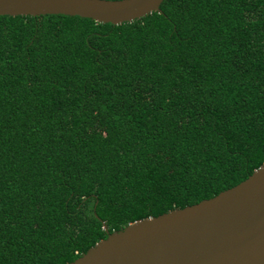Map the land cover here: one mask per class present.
Instances as JSON below:
<instances>
[{
  "label": "trees",
  "instance_id": "obj_1",
  "mask_svg": "<svg viewBox=\"0 0 264 264\" xmlns=\"http://www.w3.org/2000/svg\"><path fill=\"white\" fill-rule=\"evenodd\" d=\"M160 9L0 17V264H70L264 165V0Z\"/></svg>",
  "mask_w": 264,
  "mask_h": 264
},
{
  "label": "water",
  "instance_id": "obj_2",
  "mask_svg": "<svg viewBox=\"0 0 264 264\" xmlns=\"http://www.w3.org/2000/svg\"><path fill=\"white\" fill-rule=\"evenodd\" d=\"M164 1L0 0V17L63 15L118 26L160 13ZM70 264H264V165L213 198L108 234Z\"/></svg>",
  "mask_w": 264,
  "mask_h": 264
}]
</instances>
